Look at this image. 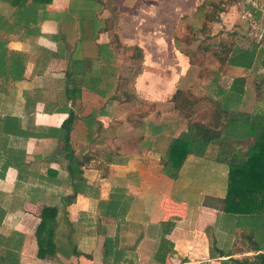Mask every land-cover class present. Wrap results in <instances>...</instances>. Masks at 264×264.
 <instances>
[{"label":"crops","instance_id":"0c3cea01","mask_svg":"<svg viewBox=\"0 0 264 264\" xmlns=\"http://www.w3.org/2000/svg\"><path fill=\"white\" fill-rule=\"evenodd\" d=\"M190 1L0 0L1 255L14 250L18 264H233L257 252L223 210L230 159L250 156L255 135L210 142L202 156L185 157L176 178L162 171L170 141L187 129L171 101L185 88L181 74L171 84L161 79L168 70L149 73L148 64L160 68L166 43L177 46L173 33ZM226 3L223 20L212 21L223 31L234 17L248 31L231 14L240 5L264 20L249 2ZM259 62L228 67L239 72L232 80L245 78L239 112L264 110ZM257 70L263 81L251 93ZM45 205L57 208L55 253L39 258L34 233ZM163 238L172 249L161 261Z\"/></svg>","mask_w":264,"mask_h":264},{"label":"trees","instance_id":"16d2710c","mask_svg":"<svg viewBox=\"0 0 264 264\" xmlns=\"http://www.w3.org/2000/svg\"><path fill=\"white\" fill-rule=\"evenodd\" d=\"M222 8L214 0H203L197 10V17L203 20L199 29H204L209 33L207 23L216 21ZM205 40L201 41L205 45L204 51H210L214 60L220 62V67L225 64L227 67L248 69L255 67L258 60H260L259 64L264 67V56H261L263 47L257 49L255 42L243 50L233 46L232 42L228 43L220 39L218 43L220 50H210ZM214 73L212 81L215 89L211 92L221 99H214L209 93L204 98L200 96L194 100L191 91L181 87H177L172 94V109L186 120L187 129L170 141L166 154L161 159L162 171L167 176L176 178L185 157L189 154L202 156L210 142L219 141L226 134L233 137L255 135L256 140L250 148V156L245 159L233 156L230 159L223 210L234 214L237 217V223L247 228L245 237L251 248L257 251L252 257L231 258L233 264H264V110L260 114L239 112L238 106L241 103L242 85L245 78L234 77L229 89L225 91L219 84L217 85L219 70H214ZM203 100H206L212 109V113L205 114V121L194 117L197 112L195 105ZM71 120L72 115L69 114L62 124L66 130ZM65 144L68 146L67 140ZM67 198L68 201H73L74 194ZM56 214L57 208L50 205L43 206L40 211V221L34 233L37 243L36 256L39 258L52 256L55 253L53 239ZM166 224L168 227L171 225L170 222ZM110 244L111 239L105 240L106 248ZM171 249L172 244L164 238L161 239L155 252V258L163 261L166 253ZM18 263L17 253L14 250L7 249L3 255L0 254V264Z\"/></svg>","mask_w":264,"mask_h":264},{"label":"rangeland","instance_id":"374dc122","mask_svg":"<svg viewBox=\"0 0 264 264\" xmlns=\"http://www.w3.org/2000/svg\"><path fill=\"white\" fill-rule=\"evenodd\" d=\"M214 1L218 2L222 7L227 4L226 2L228 0ZM201 2L202 0H191L190 2L185 3L188 5L185 7V10L187 8L190 10L183 12L184 14L179 20L177 30L173 33V37L174 35L178 37V42L175 44V46H177L174 47V43H172L173 45L170 42L166 43L167 45L165 46H168V53L166 55L167 58L164 61L162 60L160 68H156L155 63L152 62L153 60H151V62L148 64L150 67H148L149 71H147L149 73L156 74L159 72L164 73V71L168 70V76L162 77L161 79L165 81L166 78L167 82H171V84L175 82L178 75L181 74L179 85L190 90L194 100L200 96L204 98L208 95V91L215 89V86L213 85L214 82L212 81L215 76L214 70H219L217 85L219 84L223 89L227 88L231 84V76L233 77L239 73L237 71L238 69L231 72V70L228 69L225 64L220 67V62L218 60H214L210 51H204L203 47L205 45L201 42L203 39H206L205 44L210 46V50H220V45H218L220 39H224L228 43L232 42L233 46H237L238 49L243 50H245L246 46L255 44L254 41H252L248 31L244 28L243 23H239L237 17L232 19V23L229 26L230 29L228 30L223 31L222 28L217 25V23L215 24V22L210 23L211 27H209V22L207 23V26L210 29L209 33L204 29H199L203 20L197 17L195 9H197L198 6L200 7L202 4ZM237 13V9L235 10V8L231 12L232 16H237ZM224 16L225 14L223 12H219L217 20L222 21ZM197 25H199V27H197ZM166 31V38L170 39L171 30L168 29ZM160 33L164 34V30H160ZM205 36L208 37L205 38ZM171 42H175V40L171 39ZM179 51L181 53L182 51L184 52L181 55ZM139 70L140 66L137 64L133 74ZM259 74L261 73L257 70V72L252 71L248 76L247 89L251 93L254 91V85L263 81ZM148 77L149 75H147V77L145 76V80H147V84H150L151 82L148 81ZM131 81L132 76L125 80H121V86L125 89H129ZM216 98L221 99L219 96ZM200 102L201 103L195 105L197 112L195 113L194 117L205 120V114L212 113V109L207 104L206 100ZM168 110L164 116L174 120L178 114L176 115L174 112H168Z\"/></svg>","mask_w":264,"mask_h":264},{"label":"built area","instance_id":"2783aa9c","mask_svg":"<svg viewBox=\"0 0 264 264\" xmlns=\"http://www.w3.org/2000/svg\"><path fill=\"white\" fill-rule=\"evenodd\" d=\"M243 2L251 3L254 9L256 8L264 13V7L259 6L255 0H243ZM238 18L247 24L251 39L257 45L264 48V20L257 17L253 9L243 7L242 5L238 9Z\"/></svg>","mask_w":264,"mask_h":264}]
</instances>
